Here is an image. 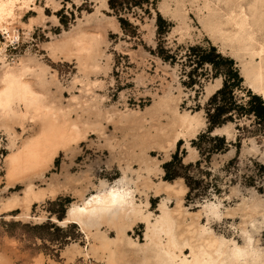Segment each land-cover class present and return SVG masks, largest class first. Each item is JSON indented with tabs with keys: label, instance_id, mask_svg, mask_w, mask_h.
I'll list each match as a JSON object with an SVG mask.
<instances>
[{
	"label": "rangeland",
	"instance_id": "374dc122",
	"mask_svg": "<svg viewBox=\"0 0 264 264\" xmlns=\"http://www.w3.org/2000/svg\"><path fill=\"white\" fill-rule=\"evenodd\" d=\"M113 1L116 7L122 6L123 9L115 12L108 0H99L103 5V11L95 8L89 13L85 9L76 16L70 15L67 11L64 16H56L53 13L56 23L49 20V26L45 25L47 28L45 42L55 40L59 43L61 39L67 41V38L69 40L80 33L94 38L92 47L97 49L93 52L95 63L89 67L99 68L100 72L94 74L105 76L107 84L105 85V80H100V84L104 85L103 91L106 96L97 94L100 108H97L95 117L91 121L77 124L81 129L79 137L82 136L83 140L78 137L74 143L62 149L64 155L57 157L60 162L51 171V175L45 172L35 178L40 183L36 187L31 186L34 191L43 192L42 200L41 198L37 199L38 201L33 200L27 206L24 201L22 202L20 195L12 191L10 198L19 197L18 201L15 203L16 206L13 205V209L5 210V202L10 198L0 192V233L3 234L0 236V264H35L37 255L41 264L44 261L56 264L55 256L44 246L55 251L62 238L66 239L64 233L81 237L88 249V255L95 264H103V261L89 250L93 238L89 237L80 224L73 221L58 224L55 219L49 220L48 217H59L61 210H66L64 214L66 218L69 207L73 203H81L90 191L95 193V188L102 180L114 183L124 174L132 183L130 185L134 187L136 184L140 191L143 190L144 181L153 183L151 189L146 188L141 193L137 191L135 198L137 202L141 201L144 204L147 194L149 204L143 207L147 210L152 207V201H155L153 209L155 215L157 212L160 213L159 203L166 197L165 191H161L157 197L154 196L156 184L160 185L163 181L174 184L176 180V189L185 186L184 193L182 191L176 193L177 197L172 193L171 199L167 202L169 208H175L176 200L181 199L184 210L178 215L175 212V216L180 221L179 230L182 231H185L192 222L205 226L200 222L207 221L201 204L205 201L218 203L221 206V218L207 223L213 234L228 241L236 240L238 245H243L246 233L251 237L253 246L261 253L264 251V122H259L252 114L234 115L233 120H227L215 127L224 128L218 133L225 136L228 149L213 152L208 156L206 153L201 157L191 141L206 130L209 97L217 90L207 95L205 87L217 84V78L221 80L222 85V77L214 76L209 64L195 66V63H191L194 54L189 47L212 45L221 55L233 60L242 77L241 86L234 91L239 103H245L248 98L247 91L260 96L264 101L262 94L248 87V81L243 73L247 65L256 64L259 60L253 63L250 56L242 51L238 44H233L223 30L219 35H213L210 31L214 24L209 22L210 18L217 14L218 20L223 11L217 7L220 0ZM96 2L97 0H89L92 5ZM19 5L21 0L16 1L15 19L9 21L7 14H4V19L9 21L8 27L18 29L23 37L27 28L20 23L23 10L19 9V14L17 8ZM157 13L165 21L162 25L160 23V28L157 24ZM56 27H59V33L52 31ZM161 27L164 28L165 35L174 37L172 41L158 38L157 33ZM21 42L29 43L23 39ZM31 44L42 48L41 33L33 37ZM49 47L52 45L49 44ZM39 55L43 59L42 53L33 51L29 46L20 53L19 58L25 56L36 58ZM163 55H168V59L164 60ZM66 59L70 62L72 56L69 55ZM77 61L80 62L79 57ZM36 67L38 65L34 66ZM76 78L78 77H74ZM47 79L51 80V77ZM87 79L86 77L85 80ZM81 83L88 90V84L85 81ZM91 83L95 84L96 80H92ZM126 84L131 85V88L125 87ZM48 88L46 102H50L59 110L61 104L56 98L59 86L49 84ZM113 94L115 103H109L104 107L105 100H112ZM84 103L87 104V101ZM181 104L184 107H181ZM186 113L199 123L193 135L186 125L181 123V116ZM57 116L61 119L68 117V114L60 112V116ZM69 119L75 121V113ZM88 123H94L95 126L90 129L84 127V124ZM237 123L241 125L239 130H235ZM229 128L232 131H228ZM177 134L182 138L180 136L172 147L171 140ZM12 135L14 134L10 135V139ZM180 140H183V143L179 146L178 155L181 156L182 163L193 164L185 169L190 185L182 176L173 179L164 177V163L172 158ZM12 143L15 144L16 141L13 139ZM212 143L206 139L201 141L202 147H208ZM153 152L156 155H152ZM198 159L200 164L196 166L194 163ZM11 179L7 178L9 187L15 188L16 185L11 183ZM24 191L25 189H20L23 195ZM52 208L54 210L50 211ZM249 214L252 215L251 218ZM139 223H143L142 229L137 227L132 235L128 230L126 232L142 243L145 237V223L136 222ZM101 229H106L110 238L115 237L112 228H107L104 224ZM206 236L207 234L204 235ZM195 237L199 238V234ZM13 239L18 241L15 247L8 243ZM117 247L123 262H136L141 257V252L135 251L130 245L121 244ZM77 251L80 249L77 248ZM64 254L61 253L62 256ZM66 264H74V257H69Z\"/></svg>",
	"mask_w": 264,
	"mask_h": 264
},
{
	"label": "snow or ice",
	"instance_id": "6c2138e0",
	"mask_svg": "<svg viewBox=\"0 0 264 264\" xmlns=\"http://www.w3.org/2000/svg\"><path fill=\"white\" fill-rule=\"evenodd\" d=\"M153 7L155 8V4ZM217 7L223 11L219 19L211 26L210 31L213 35H219L223 30L233 44H238L241 50L250 56L253 63L256 60L260 61L262 73L260 83L264 86V0H220ZM21 8L23 11L20 23L27 28L23 37L18 29L13 30L7 27L3 20H0V69H3L0 72V142H2L0 143V192L10 198L11 192L16 191L22 199L23 194L20 189H27L29 185L36 187L40 183L35 179L36 177L45 172L51 175L54 167L59 165L60 161L57 157H63L62 149L77 139L76 132L80 131L77 124L91 121L95 117L97 108H100L97 94L106 96L103 91L104 85L100 84V80H105V85L107 80L105 76L94 74L100 72L99 68L90 69L89 67L95 63L93 52L97 50L96 48L88 47L78 39L71 41L61 39L59 43L55 40L45 42L47 35L45 25H48L49 20L56 23L53 13L56 16H64L67 11L70 15L76 16L85 9L89 13L95 8L103 11V5L99 3V0L94 5L90 4L89 0H48L47 3L45 0H24ZM157 15L159 17V13ZM8 20L12 21L13 17L10 15ZM159 22L163 24L162 21ZM52 31L59 33L60 29L56 27ZM37 33H41L42 48L31 44ZM165 33L164 28L161 27L157 33L158 38L168 41L174 39L173 36L165 35ZM22 39L29 43L23 44ZM49 44L52 47H49ZM61 44L64 45L63 49L60 47ZM29 46L33 51L42 53L43 59L41 55L36 58L31 56L19 58L20 53H23L24 49ZM84 53L87 55L85 56ZM69 55L72 56L70 62L66 59ZM77 57L80 58L79 63ZM33 64L39 65V73ZM105 73L109 75L106 70ZM33 76L41 80L42 86L48 84L59 86V90L56 91V98L61 104L59 110L53 105L46 106L44 98L37 95L36 91L25 83L26 78L30 80ZM47 77H51V80ZM74 77L78 78L74 79ZM86 77L87 80H85ZM92 80H96V83H91ZM81 81L88 84V90L84 88ZM116 84H119V80ZM125 87L131 88V85L126 84ZM212 99H215V95ZM85 101L87 104L84 103ZM109 103H115V94L112 100H105L104 107H107ZM181 107L184 105L181 104ZM60 112L67 113L69 117L75 113L76 124L65 125V123L53 120V113L59 115ZM227 119L233 120V117L228 116ZM69 125L71 136L67 131ZM94 126V123L84 124V127L89 129ZM240 127L241 125L237 123L235 130H239ZM228 131L232 129L229 128ZM208 132H212V128H209ZM11 134H14L12 139L9 138ZM79 138L83 140L82 136ZM13 139L16 141L15 144L12 143ZM182 143L183 140L178 141L177 152L180 151L179 146ZM152 155L156 153L153 152ZM173 159L177 164L180 163L175 156ZM173 176L179 177L180 172H174ZM8 177L12 178L11 183L16 185L15 188L9 187ZM128 183L130 182L124 180L105 183L102 180L94 190L95 195L91 191L87 194L85 206L74 208L72 211L80 214L87 212L97 223L106 222L110 228L115 226L118 231L127 229L132 235L137 227L141 229L144 227L143 223L136 224L132 216L140 215L145 209L143 206L133 205L132 194L126 190ZM93 204L97 207H90ZM154 207L155 201H152V207L147 209L149 216L152 215ZM220 208L218 203H205L202 212L207 217V221H200L205 224V227L198 229L199 239L195 242L192 239H185L188 234L184 233L179 236L180 243H177V236L174 235V232L179 231V227L168 214L159 216L157 212L159 219L153 231L160 236L169 237L168 245L161 246L162 255L155 257L158 264H238L246 255L258 259V264H264V251H261L257 257V254L249 249L250 238L246 240L243 247L239 246L236 240L213 241L209 244L202 241L201 238L208 233L207 223L221 218ZM52 210L54 208L50 209ZM33 211H35V205H33ZM65 211L61 210L59 217L49 216L48 219H55L56 223H60L64 221ZM64 223L71 222L64 221ZM244 235L247 237L246 233ZM0 236L3 234L0 233ZM64 237L66 239L62 238L61 244L55 251L44 246L50 254L55 256L56 264H66L69 257H74V264H95L92 257L88 255V249L81 237L69 233H64ZM77 241L80 243L78 244ZM8 243L14 247L18 245L16 239ZM227 244H232L233 247L222 251ZM77 248L80 251H77ZM209 249H214L211 255ZM36 251L38 252L39 249ZM62 252L65 253L63 256ZM213 256L216 257L215 260ZM35 264H41L38 255ZM43 264H48V262L44 261Z\"/></svg>",
	"mask_w": 264,
	"mask_h": 264
},
{
	"label": "bare ground",
	"instance_id": "6f19581e",
	"mask_svg": "<svg viewBox=\"0 0 264 264\" xmlns=\"http://www.w3.org/2000/svg\"><path fill=\"white\" fill-rule=\"evenodd\" d=\"M16 1L17 0H0V20H3L7 27L9 25L8 24L9 21L4 19V16H5L4 14H7L9 16L11 15L15 19V16L17 14L15 12V10H16L15 9L16 8ZM23 3H24V0H21V5ZM21 5H19L17 7L18 11H19V9L22 10ZM19 14H20V11H19ZM16 19H17V17H16ZM216 21H217V14L212 16L210 18L209 22H214L215 23ZM9 28L14 30V28H12L10 26H9ZM80 32H82V31H80ZM73 34H76V33H73ZM228 38H230V37H228ZM77 39L78 40H82L84 42V44L86 46H88V47H92L93 46L92 44H93V39L94 38L91 37V36L85 35V34H81V33L78 34L77 36H73L69 40L67 38V41L77 40ZM60 46H62V48L64 47L63 44L60 45ZM36 65H38V64H36ZM36 65L33 64V67L36 66ZM9 67H11V66H9ZM36 68H39V65ZM2 71H3V69L0 70V72H2ZM36 71H37V73H39L40 68L36 69ZM243 73H244V76L246 77V79L248 81V87L251 88L254 92H256L258 94L259 93L262 94L263 95V99H264V86H262L261 83H260L261 76H262L260 61H258V63H256V64L247 65L243 69ZM25 83H27L29 85V87H31L33 89V91H36L37 95L42 96L44 98L45 102H46V95H47L46 93L49 91V88H48L49 84L47 86H42L41 85V80L38 77H36V76H33L30 80L26 78L25 79ZM220 85H221V80L219 78H217V84L212 85V86L209 85V86L205 87V89L207 91V95L212 94L215 89H218L220 87ZM47 105H51V103L50 102L49 103L46 102V106ZM59 116H60V113H59ZM65 117L64 118L62 117L63 119L62 118L60 119V117H58L56 113H53V120H56L59 123H65V125H68L69 123L76 124V122H75L76 120L72 121V120L69 119V116L68 117L65 116ZM182 122H183V124L186 125V127L188 128V130H189L191 135H193L194 132L197 131L196 129H197L199 123L197 121H195V118L193 116H189L188 113L183 114L181 116V123ZM78 125H77V127H78ZM173 125H174V123H173ZM41 127H43V125ZM162 128L165 129L164 127H161V129ZM184 129H185V126H184ZM221 129H224V128H222V127L221 128H217L218 132ZM67 131H68L69 136H71L72 132H71L70 125H69ZM179 133H180V131H179ZM80 134H81L80 131H77L76 132V138H78ZM184 134H185V132H184ZM180 136H179V134H177L171 140L172 141L171 142V146L172 147L176 144L177 140L180 139ZM181 138H182V136H181ZM167 145H166V147H167ZM22 146L23 145L21 144V147ZM120 180H124L126 182H130V180H128L126 178L125 174H124L123 177H121V178L117 179L115 182L114 181L113 182L116 183L117 181H120ZM130 183L127 184V189L126 190L130 191L131 194H132L133 205H140V206H146L147 207L148 204H149V201L147 199L148 195L145 194V202H144V204H142L141 201L137 202V200L135 198V194H136L137 191L141 193V192L144 191V189L153 187L152 186L153 183L151 184V182H149L147 180L144 181L143 184H142L143 185V187H142L143 190L142 191H140L138 189L136 184L134 185V187H132L130 185ZM175 183H176V180H175ZM175 183L172 184L170 182L163 181V183L161 182L160 185L156 184L155 187H154V192L153 193H154V196L157 197V196H159L161 194V191H165L166 194L164 193V195L166 197L161 199V201L159 203V211H160L159 216H163L165 214H168V216L171 218V220L179 227L180 221L175 216V214H176L175 212H177V215H178L179 212L184 210L182 208L183 206L181 204V199L180 198H178V199L176 198L177 200H176V207L175 208H169V206L167 205V202L171 199V194L172 193H175V195L173 194L174 196H176L179 192L180 193H182V192L184 193L186 191V187L182 186L181 189L180 188L176 189L175 188ZM92 194L95 195V193H92ZM42 195H43L42 191H40V190L39 191H36V190L34 191L32 186L29 185V186H27V189H25V191H24L22 202L24 201L25 204L27 206H29L31 204V202H33V200H37V199H40V198H41L40 200H42V198H43ZM18 198L13 197V198L8 199L5 202V210L13 209L14 208L13 205L16 206L15 203L18 201ZM86 203H87L86 197H84L82 199L81 203H77V202L73 203L69 207V209L67 211V214H66L67 216H66V218H64V221H73V222H76V223L80 224V227H82V229L85 230V232L89 235V237L91 236L93 238L92 244L89 245L90 246L89 250L93 254H95L94 256H96V258L102 260L103 264H158V262L155 260V257L162 255L161 246L162 245H168V242H169V237L163 236V235L160 236L159 234H157V233H155L153 231V229H154V227H155V225L157 223V220L159 219V216L153 214V212H152V215L149 216L146 208H145V211H143L140 215L132 216V220L135 223L136 222H144L145 223V234H144L145 237H143L144 238V242H142V243H141V241H138V240L130 237L127 234V232H126L127 229H124L123 231H118L115 226L112 227V229L115 231V237L110 238L108 236L107 230L106 229H104V230L101 229L102 225H104V224L106 225L107 228H110L109 225L106 222L97 223V221L94 218L90 217V215L87 212L85 214H80L78 212L74 213L72 211V209H74V208L85 206ZM205 203H215V202L214 201H205L204 203L201 204V210L203 209V205ZM27 206H26V208H27ZM90 207H97V205L93 204ZM179 214H181V213H179ZM248 216L250 217L252 215L249 214ZM108 218H110V217H108ZM249 220H251V219H249ZM64 221H61L60 223L64 224ZM204 227H205L204 225H200V224H198V222L196 224H193V222H192V224H190V225L188 224V226H187L185 231L179 230L178 232H174V235L177 236V243L181 242L179 240V236L183 235L184 233L188 234V236H185V239H192L193 242H195L197 239H199V238L195 237L196 234H197V237H198V234H199L198 229H203ZM207 228H208V233H206L207 236L206 237L203 236L201 238L202 241L206 242V244L212 243L213 241H217V242L218 241H225V242L228 241L227 239L225 240L222 237H217V235L215 236L213 234L212 230L209 229V227H207ZM206 234H204V235H206ZM249 238H250V241H251V237L247 234V237L245 238L244 243ZM244 243H243V245H244ZM121 244L130 245L135 251L141 252L140 259L138 261H136V262L135 261L134 262H126V261H124L123 262L121 256L119 255L120 254V250L117 247V246H120ZM206 244H205V246H206ZM243 245H239V246L243 247ZM231 247H233L232 244H227L226 248L222 249V251H226L228 248H231ZM249 249L251 251H254L257 254V257L259 256L260 252L258 251L257 248H255L253 246L252 242L249 245ZM213 251H214V249H209V254L211 255V253ZM212 258L214 260L216 259L215 256H213ZM238 264H258V259H254V257L251 256V255H246L243 260L238 262Z\"/></svg>",
	"mask_w": 264,
	"mask_h": 264
},
{
	"label": "trees",
	"instance_id": "16d2710c",
	"mask_svg": "<svg viewBox=\"0 0 264 264\" xmlns=\"http://www.w3.org/2000/svg\"><path fill=\"white\" fill-rule=\"evenodd\" d=\"M108 1L110 7L113 8L115 12H118V10L123 9L122 6L116 7L113 0ZM159 21H162L163 23L165 22L159 16L157 20L158 28H160ZM189 50L194 54V59L191 60V63H195V66H203L209 64L213 75L222 77V85L209 97L210 106L207 108L206 111V130L204 132L199 133L191 141V144L198 149L202 157L206 153V155L208 156L213 152H222L228 149V144L226 142L225 136L220 134L211 135L212 132H208L209 128H212L213 131L215 127H218L222 123L227 121L228 116L234 117V115L240 114H252L259 122H264V101L261 99L260 96L256 94H251L250 91H247L248 98L245 103L238 102L234 91L236 88H239L241 86L242 77L239 73L238 68L234 66L233 60L221 55L219 52H217L214 46L209 45L208 47H202L200 45H195L190 46ZM167 56L163 55L162 58L166 60L168 59ZM214 95L215 99L213 100L212 97ZM203 139H206L209 143H213L208 147H202L201 141ZM173 156L180 160L179 164H177L176 160L173 159ZM194 164L196 166L199 165L200 159L196 160ZM192 165V162L184 165L182 163L181 156L178 155V152L176 150L173 153L172 158L164 163V177H169L168 179H173L175 178L173 176V173L179 171L180 176H182L185 179V182L190 185L188 178L185 175V169Z\"/></svg>",
	"mask_w": 264,
	"mask_h": 264
},
{
	"label": "water",
	"instance_id": "95a60500",
	"mask_svg": "<svg viewBox=\"0 0 264 264\" xmlns=\"http://www.w3.org/2000/svg\"><path fill=\"white\" fill-rule=\"evenodd\" d=\"M212 134H219L217 128H214Z\"/></svg>",
	"mask_w": 264,
	"mask_h": 264
}]
</instances>
